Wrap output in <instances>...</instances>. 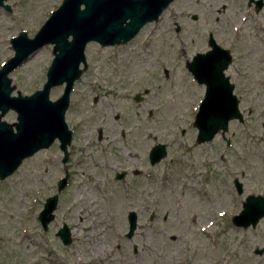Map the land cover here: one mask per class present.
Instances as JSON below:
<instances>
[{"label": "rangeland", "instance_id": "obj_1", "mask_svg": "<svg viewBox=\"0 0 264 264\" xmlns=\"http://www.w3.org/2000/svg\"><path fill=\"white\" fill-rule=\"evenodd\" d=\"M246 1L172 0L126 43L85 44L87 66L64 114L72 132L68 162H60L54 141L0 180V264H264V217L253 228L230 221L246 195H264V85L256 83L258 65L250 69L246 60ZM7 2L10 12L0 9V62L12 55L7 39L20 30L31 37L61 0ZM208 29L238 39L228 72L242 84L234 92L243 122L228 123V146L219 133L197 142L192 126L202 87L184 62L203 47ZM51 49L42 46L8 74L12 95L41 88ZM61 91L52 87L49 99ZM0 119L12 123L16 114L8 110ZM156 143L166 154L151 166L147 153ZM64 165L66 185L42 230L37 214L56 193ZM123 168L128 174L115 179ZM133 168L140 174L131 175ZM130 210L137 220L127 238ZM62 223L70 229L68 245L55 236Z\"/></svg>", "mask_w": 264, "mask_h": 264}, {"label": "water", "instance_id": "obj_2", "mask_svg": "<svg viewBox=\"0 0 264 264\" xmlns=\"http://www.w3.org/2000/svg\"><path fill=\"white\" fill-rule=\"evenodd\" d=\"M171 1L61 0L32 37H28L25 31H20L10 39L13 54L0 67V117L8 110H13L16 121L8 123L0 119V180L11 175L25 158L40 149L48 148L54 140L58 142L62 153L61 162L64 164L67 161L71 130L64 120V114L69 104L71 87L86 68L83 52L85 44L89 41L97 42L100 46L124 44L144 24L156 21ZM45 44L52 45L53 57L46 69L41 88L25 95L17 90L11 95L14 86L10 84L8 74ZM212 45L221 53L220 64L211 69L212 73L207 69L209 61L202 70L199 64L201 54H195L186 63L193 79L205 84L204 96L192 121L197 142L210 141L218 132L224 137L230 121H243L238 99L232 93V85L222 74L230 61V55L227 50L216 44ZM60 84H63V92L58 98L50 100L49 90ZM135 97L139 99L140 95L136 94ZM165 154V144L152 145L147 153L149 164L158 163ZM68 176V172L64 170L63 176L56 182V193L45 198L37 214L42 230H46L54 218L57 192L65 187ZM121 177L122 173L115 176L116 179ZM233 185L237 194H241L242 184L236 178L233 179ZM262 217L264 195L249 194L244 197L240 210L231 216L230 221L236 227L253 228ZM126 219L125 236L130 238L136 228V213L128 211ZM55 236L63 245L71 242L70 229L65 223L56 230ZM261 252L262 249L254 251L256 254Z\"/></svg>", "mask_w": 264, "mask_h": 264}, {"label": "flooded vegetation", "instance_id": "obj_3", "mask_svg": "<svg viewBox=\"0 0 264 264\" xmlns=\"http://www.w3.org/2000/svg\"><path fill=\"white\" fill-rule=\"evenodd\" d=\"M7 1L8 0H1L2 4L0 5V9L4 10L6 12H10V6H9ZM246 7L248 8V13H247L248 17L246 16V20H247V24H248V27H247L248 28V40H247L248 42H247V44L249 45L246 48V60H247V64L250 63V66H248L250 69L252 67H256V65H258L259 68L257 69V71L260 70L262 74H261V77L256 81V83L264 85V0H247L246 1ZM192 18L196 19V18H194V16ZM20 31H24V30H20ZM20 31H18V33ZM12 37L13 36H11V37H9L7 39L10 48H11L10 39ZM236 42H238V39H236V37H234L233 35H220V32L218 30H209L208 29L204 33L203 47L200 50H198L197 52H195L191 56V58L189 60H186L184 62V66L186 68V63L190 62L192 60V57L195 54H201L202 57L199 59V64L202 67V70H203V67L206 64V62L209 61L207 69L208 70L210 69V73H212L211 69L215 68L216 65L220 64V57H221L220 50L215 49L212 44H214V45L216 44L220 48L227 50L228 54L230 55V58H229L230 61L226 65V67L222 70V74H223L224 77L227 78L228 83L232 85V93L236 96L234 90H235L236 85L240 84V83H237V81L234 78H233L234 80H232V77H233V76H231L232 73L228 72L230 70V67H231L232 63H233L232 49L235 47V43ZM256 44H260L259 50H257V52H255ZM11 50H12V48H11ZM51 53H52V49H51ZM254 54H255V56H254ZM4 61H5V59L0 62V66L2 65V63ZM80 65H82V64H80ZM86 66H87V63H86ZM233 72L235 73L234 74L235 78L239 80V77L241 76L239 70L236 67H234L233 68ZM247 74L248 73H246L244 75H247ZM196 83L200 87H202V95H201V98H200V100H201L202 97L204 96L205 84H204L203 81L200 82V83H198V82H196ZM60 85H62V91H61V93H62L64 87H63V84H60ZM60 85H56V86H60ZM240 85H242V84H240ZM74 91H75V88L72 85L70 93H69V98H70V95ZM61 93H60V95H61ZM136 94H135V96H136ZM200 100H199V102H200ZM238 101H239V99H238ZM119 135H120V137H123L124 136V131H120ZM214 136H213V138H214ZM221 138L224 140V145L228 146L229 145V140H227V139L225 140L222 136H221ZM206 142H208V141H206ZM69 155H70V153L68 151L67 162L69 160ZM61 159H62V155H61V158H60V162H61ZM64 170L67 171L65 165L63 167V171ZM119 173H122V177L120 179H122L124 176H126L128 174L125 168L119 170V172L116 173V174H119ZM116 174L114 175V178H115ZM130 174L134 175V176L135 175H139L140 171L138 169L133 168V169H131ZM207 179H208V177H207Z\"/></svg>", "mask_w": 264, "mask_h": 264}]
</instances>
